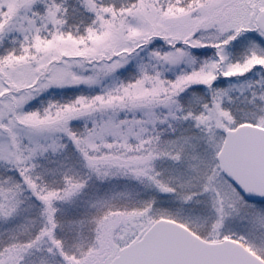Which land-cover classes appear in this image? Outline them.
Returning <instances> with one entry per match:
<instances>
[{"label":"snow or ice","instance_id":"snow-or-ice-1","mask_svg":"<svg viewBox=\"0 0 264 264\" xmlns=\"http://www.w3.org/2000/svg\"><path fill=\"white\" fill-rule=\"evenodd\" d=\"M0 264H264V0H0Z\"/></svg>","mask_w":264,"mask_h":264}]
</instances>
